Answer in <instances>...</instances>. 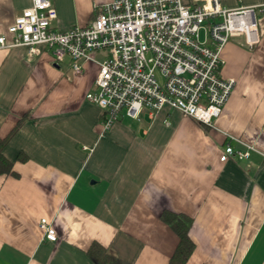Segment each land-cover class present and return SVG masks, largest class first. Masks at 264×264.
Wrapping results in <instances>:
<instances>
[{"label":"crops","instance_id":"1","mask_svg":"<svg viewBox=\"0 0 264 264\" xmlns=\"http://www.w3.org/2000/svg\"><path fill=\"white\" fill-rule=\"evenodd\" d=\"M54 30L90 24L112 0H50ZM33 0H0V34ZM227 8L256 7L259 41L233 37L221 74L235 78L229 100L209 127L165 106L155 116L121 113L109 129L104 111L87 99L100 66L71 58L55 62L39 45L0 47V136L13 174L0 175V264H95L93 242L123 264H167L179 238L166 210L194 221L189 264H264V0H222ZM107 55L96 51L100 61ZM242 138L249 157L221 156ZM47 218L57 240L45 237Z\"/></svg>","mask_w":264,"mask_h":264},{"label":"built area","instance_id":"2","mask_svg":"<svg viewBox=\"0 0 264 264\" xmlns=\"http://www.w3.org/2000/svg\"><path fill=\"white\" fill-rule=\"evenodd\" d=\"M57 9L50 0H33L17 15L9 30L14 42L0 34V47L25 45L35 52L46 45L55 62L71 58L74 72L82 62L100 66L95 89L86 97L104 111L109 129L125 111L138 117L143 109L155 116L165 106L216 127L236 84L221 74L223 50L229 40L245 36L252 46L259 41L256 7L227 8L222 0H112L97 7L94 20L66 31L54 30ZM105 51L100 61L94 53ZM221 156L244 159L255 146L240 137ZM49 240L57 232L47 218L40 223Z\"/></svg>","mask_w":264,"mask_h":264},{"label":"trees","instance_id":"3","mask_svg":"<svg viewBox=\"0 0 264 264\" xmlns=\"http://www.w3.org/2000/svg\"><path fill=\"white\" fill-rule=\"evenodd\" d=\"M8 137L0 136V175L14 173V161L4 153ZM162 219L178 235V245L167 264H189L196 243L190 235L193 217L186 213H177L166 210L162 213ZM88 254L95 264H123L122 259L115 255L108 246L99 242H93L88 249Z\"/></svg>","mask_w":264,"mask_h":264}]
</instances>
